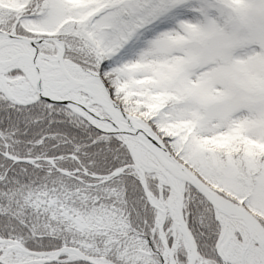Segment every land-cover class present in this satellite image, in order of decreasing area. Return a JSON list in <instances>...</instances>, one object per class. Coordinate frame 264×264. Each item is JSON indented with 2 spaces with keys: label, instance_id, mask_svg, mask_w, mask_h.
<instances>
[{
  "label": "snow or ice",
  "instance_id": "6c2138e0",
  "mask_svg": "<svg viewBox=\"0 0 264 264\" xmlns=\"http://www.w3.org/2000/svg\"><path fill=\"white\" fill-rule=\"evenodd\" d=\"M0 264H264V0H0Z\"/></svg>",
  "mask_w": 264,
  "mask_h": 264
}]
</instances>
